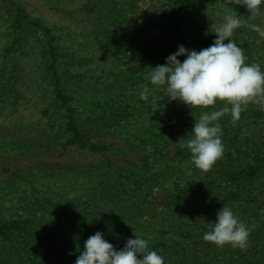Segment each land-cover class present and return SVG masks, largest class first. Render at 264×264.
Listing matches in <instances>:
<instances>
[{"label":"rangeland","instance_id":"rangeland-1","mask_svg":"<svg viewBox=\"0 0 264 264\" xmlns=\"http://www.w3.org/2000/svg\"><path fill=\"white\" fill-rule=\"evenodd\" d=\"M170 1L0 0V221L30 213L51 219L52 212L72 211L74 197L101 199L109 187L120 188L125 176L131 177L134 170L145 173L141 167L147 160L152 163L151 169L157 163H168L176 148L170 139L158 141L162 154L168 153L159 157L153 155L151 143L142 142L148 136L157 139L154 134L161 129L153 126L151 114L162 87L151 92L152 100L146 111L140 110L131 122H122L116 127L109 126L107 117L99 119L106 111L105 102L137 106L141 87L147 84L151 88L148 81L151 67L165 63V59L162 62L155 58L143 59L124 44L148 47L163 54L164 40L169 38L174 52L179 45L199 51L213 43L214 26L223 23L225 16L235 14L242 25L234 30L231 39L244 50L246 63L259 64L264 71V36L251 27L257 25L264 31V15L251 17L246 7L236 4L235 0H190L180 10L181 23L175 30L177 25L169 26L168 22L172 19ZM91 5L95 7L92 11ZM19 7L27 11L31 20L41 21L52 29L54 45L61 55L58 69L62 88L72 97L77 122L83 129L85 125L84 131L90 140L108 145L109 150L94 154L79 146L64 147L71 133L67 129L66 109L55 98L54 78L49 70L52 61L49 36L27 18L18 26ZM185 58L178 57L181 62ZM219 103L225 106L220 101L216 104ZM165 109L168 118L161 130L166 136L188 119H199L200 108L192 111L179 101H168ZM243 111L246 116L241 122L234 123L227 115L220 118V121L227 119L232 128L227 136L239 135V142L223 143L224 152L219 159L229 151L236 153L242 148L244 137L249 142L264 141V110L249 103ZM219 125L224 139L226 125ZM174 165L165 168L172 181L183 183L196 173L189 163L180 167L174 161ZM163 184L164 187L151 189V198L163 197L170 183ZM261 203L227 204L251 232L257 230V236L250 238L243 251L255 252V246L264 249ZM222 207L212 212V216L207 215L195 230L210 227ZM229 248L235 256L227 264L239 263L236 257L240 248L226 244L219 250L220 254H229Z\"/></svg>","mask_w":264,"mask_h":264},{"label":"trees","instance_id":"trees-1","mask_svg":"<svg viewBox=\"0 0 264 264\" xmlns=\"http://www.w3.org/2000/svg\"><path fill=\"white\" fill-rule=\"evenodd\" d=\"M189 1H170L172 19L168 22L169 26L177 25L175 30L181 23L178 20L181 15L180 10ZM92 5L90 6L91 11L95 8ZM24 18L43 28L49 36L52 58L49 70L54 78L55 98L66 109L67 129L71 133L64 147L79 146L94 154L109 150L108 145L90 140L84 131L85 125L83 129L82 125L77 122L76 110L71 105L72 97L62 88L58 69L61 55L54 45L55 36L52 29L42 25L41 21L31 20L27 11L19 7L16 24L20 26ZM164 43L166 49L163 54L148 47L145 49L135 44L124 45L137 56L141 55L143 59L155 58L157 62L165 59L166 62V57L174 53L175 49L169 38H166ZM151 97L149 96L147 100L138 98L137 106L114 105L105 102L107 107L104 110L107 112L105 111L99 119L107 117L109 126L116 127L122 122H131L140 110L143 113L146 111L145 107L150 104ZM167 102L168 98H163L162 87L158 91L151 114L153 126L159 129H162L164 121L168 118L165 109ZM221 104L210 106L208 109H199V116L202 111L222 108ZM251 114L254 115L255 111ZM258 114L256 111V115ZM226 115L227 118L232 119L230 114ZM244 116L246 113L242 111L237 121L241 122ZM188 120L184 125L172 129L168 136L160 129L154 134L157 139H152L151 136L142 139L145 145L151 143L153 155H158V157L168 154H162L158 141L170 139L173 142L176 148L172 157L167 159L166 165L157 163L153 165L156 168L152 170V163L147 160L141 167L146 170L145 173L141 174L140 169L134 170L131 177L130 175L125 176V180L119 184L120 188L114 190V187L112 189L109 187L108 192L101 199L96 197L93 200H80L74 197L72 211L56 214L52 212L54 218L51 219L37 213L3 218L0 221V264H74L83 250L84 241L98 230L104 233V238L117 250L125 245L128 238H135L134 234L147 239L149 248L162 255L165 264H227L234 254V252L231 254L233 250L229 248V254L228 252H225L226 255L224 252L220 254L222 247L205 242L202 238L210 227L205 226L196 230L195 228L207 215L212 216V212L224 204L258 205L263 198L261 206L264 207V141L249 142L244 137L242 148H239L236 153L229 151L218 159L209 171L205 172L197 169L191 161L190 153L186 149L182 150L177 144L182 138L185 140L190 138L195 119ZM217 123L226 125V132L223 131V143L239 142V135L234 138L227 136L226 133L232 132L227 119L221 121L219 119ZM237 128L239 130L238 125ZM174 161L180 167L184 163H189L196 173H193L194 175L186 182L172 181L165 168L175 166ZM164 181L170 183V187L165 188L163 197L161 199L151 198V189L164 187ZM145 217L146 221L141 223ZM256 236L257 230L252 231L248 244L251 241L250 238ZM254 249L255 252L242 249L236 257L239 262L237 264H264V249L260 250L257 246Z\"/></svg>","mask_w":264,"mask_h":264},{"label":"clouds","instance_id":"clouds-1","mask_svg":"<svg viewBox=\"0 0 264 264\" xmlns=\"http://www.w3.org/2000/svg\"><path fill=\"white\" fill-rule=\"evenodd\" d=\"M235 3L246 7L253 18L264 15V0H235ZM241 25L242 20L237 15H227L224 22L211 31L216 36L209 47L197 51L179 45L176 52L166 57L164 64L151 67L148 81L153 87L145 84L139 92V98L147 100L151 92L163 87V98L182 102L192 111L208 109L217 101L224 103L222 108L202 111L199 119L194 120L190 138H182L177 143L190 153L194 166L205 172L224 152L222 130L217 121L230 114L235 123L249 103L264 110V71L259 64L246 63L244 50L231 39L234 30ZM251 27L264 36L257 25ZM181 56L186 57L183 62L178 59ZM250 232L233 209L224 204L202 238L217 247L227 244L245 249ZM134 237L128 238L117 250L98 230L84 241L74 264H165L164 257L149 248L147 239L136 234Z\"/></svg>","mask_w":264,"mask_h":264}]
</instances>
